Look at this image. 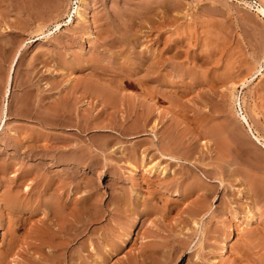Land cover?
<instances>
[{"label": "rangeland", "instance_id": "rangeland-1", "mask_svg": "<svg viewBox=\"0 0 264 264\" xmlns=\"http://www.w3.org/2000/svg\"><path fill=\"white\" fill-rule=\"evenodd\" d=\"M75 1L0 0V114L27 44L0 131V264H264V148L240 120L264 138V0H88L66 25ZM86 80L120 102L73 92Z\"/></svg>", "mask_w": 264, "mask_h": 264}, {"label": "bare ground", "instance_id": "bare-ground-1", "mask_svg": "<svg viewBox=\"0 0 264 264\" xmlns=\"http://www.w3.org/2000/svg\"><path fill=\"white\" fill-rule=\"evenodd\" d=\"M86 1H88V0H76L75 2H74V6H72L71 7V10H69V12H68V14H67V20H65V22H64V24H66V25H71L72 23H73V21L76 19H79L80 20V22H83V23H85V22H87V18H88V8L86 7V5L88 4ZM53 2V1H52ZM55 3V8H59L58 7V1H56V2H54ZM47 6V5H46ZM52 7V6H51ZM53 7H54V5H53ZM260 10H262V9H260ZM262 12V11H261ZM263 14V13H262ZM63 24H61V23H56L55 25H54V28H53V30L51 31V32H48V33H41V34H43V36H42V38L44 39V38H47L48 36H50L51 34H53L54 32H57V31H59V29L61 28V26H62ZM86 35H88L87 37H89V35L91 36V34H89V30L87 29V31H86ZM93 35V34H92ZM93 38V37H92ZM91 38V39H92ZM167 41V40H166ZM177 41H180V42H183L182 41V39L181 40H177ZM173 42V41H172ZM176 42V41H175ZM174 42V43H175ZM26 43V42H25ZM164 43H165V41H164ZM166 44V43H165ZM173 44V43H172ZM27 44H22L21 46H20V48L17 50V52H16V54H15V56H14V58H13V61H12V64H11V67H10V69H9V73H8V76H7V78H6V86H5V89H4V102H3V105H2V110H1V114H0V131H2V129H3V127H4V125H5V122H6V120H7V114H8V98H9V96H10V94H11V82H12V80H13V71H14V66H15V64H16V62H17V60H18V57H19V55L21 54V51H22V49L26 46ZM166 46V45H165ZM177 46V45H176ZM181 46V45H180ZM179 46V47H180ZM162 48V47H161ZM169 48V47H168ZM172 50V49H171ZM159 52V51H158ZM141 53H142V51H141ZM152 53V52H151ZM151 53H149V55L151 54ZM175 53V52H174ZM142 55V54H141ZM178 55H180V54H178ZM176 56V55H175ZM141 57V56H140ZM100 58V57H99ZM174 58H176V57H174ZM84 59L86 60V63H88L87 65H89V62H91V64H93L92 66L93 67H98V66H101V65H99V62L101 61L100 59H102V57L99 59V61H98V59L96 58V57H91V56H89V54L88 55H86L85 57H84ZM145 59V58H144ZM158 59V58H157ZM84 60V61H85ZM162 60V59H161ZM104 61V60H103ZM111 61V60H110ZM113 61V60H112ZM140 61H141V59H140ZM139 61V63L138 64H140L141 62ZM179 61V60H178ZM93 62V63H92ZM105 62V61H104ZM114 62V61H113ZM142 62H143V59H142ZM145 62V61H144ZM101 63V62H100ZM154 63V62H153ZM159 63H161V62H159ZM142 64H144V63H142ZM117 65H118V63H117ZM154 65H155V63H154ZM157 65V64H156ZM114 66H116V61H115V64H114ZM119 66V65H118ZM138 66H140V65H138ZM159 66V65H158ZM110 67H111V64H110ZM117 67V66H116ZM100 68V67H99ZM109 68V67H108ZM112 68V67H111ZM124 69H125V67H123ZM138 68H140V67H138ZM177 68V67H176ZM93 69H95V68H93ZM97 69V68H96ZM95 69V70H96ZM104 69V68H103ZM122 69V67L120 66V67H117V70H118V72L120 71ZM160 69V68H159ZM100 70H102V68H100ZM112 70H114V68H112ZM177 70H179V72H182V69L181 68H177ZM94 71V70H93ZM92 71V72H93ZM98 71V70H97ZM108 71V70H107ZM106 71V72H107ZM121 71H123V70H121ZM99 72V71H98ZM126 72V71H125ZM124 72V73H125ZM90 73V72H89ZM173 73V72H172ZM183 73V72H182ZM196 73V72H195ZM97 74H99L100 75V73H97ZM96 74V75H97ZM105 74V73H104ZM103 74V75H104ZM107 74V73H106ZM112 73L110 72L109 73V76L111 75ZM114 74V73H113ZM120 74H122L123 76H124V74L122 73V72H120ZM119 73H118V75L117 76H119V78H120V76H122V75H120ZM129 74V73H128ZM165 74V73H164ZM181 74V73H180ZM126 75V74H125ZM98 76V75H97ZM112 76V75H111ZM177 76V75H176ZM101 77V76H100ZM114 77H115V75H114ZM134 77V76H133ZM118 78V79H119ZM70 79V78H69ZM110 80H112V79H110ZM122 80V79H121ZM121 80H120V82H121ZM112 81H114V80H112ZM117 81V80H116ZM113 83V82H112ZM122 84V83H121ZM68 85V84H67ZM106 85H108V84H106ZM106 85H104V84H99V82H89V81H87L86 80V82H84V83H78L77 85H75L74 84V86H73V88H72V90H73V92L74 91H78L79 89V91H80V94H82V95H84L85 97H93V98H96L97 100H100V101H102V103L104 102L105 104H109V106L111 105V106H117V104H116V101L118 100V93H117V90H119V86H117V88L115 89V88H113L112 87V89L110 88V87H107ZM112 85V84H111ZM114 85H115V82H114ZM243 86V85H242ZM67 87V86H66ZM71 90V89H70ZM121 90H122V87H121ZM70 94V93H69ZM120 95V94H119ZM77 96H79V95H77ZM235 97V96H234ZM89 99V98H88ZM121 99V98H120ZM119 99V100H120ZM117 101V102H120V101ZM62 104H61V108H60V111L61 112H63V113H65V112H67L68 114L69 113H71L72 112V114H73V112H75L73 109H72V107H71V104L68 102V101H66V99L64 98V101L62 102V100L60 101ZM83 102H86V100L85 101H83ZM238 104V103H237ZM119 105V104H118ZM236 105V104H235ZM60 106V105H59ZM59 106H56V108H55V106H52L51 108H54V109H52V110H54V111H56V112H60L58 109H59ZM121 107V106H120ZM58 108V109H57ZM116 108H118V107H116ZM50 109V108H49ZM51 110V109H50ZM117 110V109H116ZM145 110V109H144ZM152 110V109H151ZM48 111V110H47ZM54 111L51 113V114H53L54 113ZM114 111V110H113ZM118 112V111H117ZM117 112H115V113H117ZM47 113V112H46ZM102 113V112H101ZM107 113V112H106ZM147 113H149V110H146L145 111V115L147 114ZM56 114V113H55ZM71 114V115H72ZM112 114V113H111ZM109 115V114H108ZM142 115H143V112H142ZM73 116H74V114H73ZM115 116V115H114ZM240 120H241V122H242V124H244V125H246L247 127H248V129H249V131L251 132V134H252V137H253V139L257 142V143H259L260 145H261V147L262 148H264V138L263 139H261L259 136H257L253 131H252V128H251V125H250V123L248 122V120H247V117H246V115H241L240 114ZM140 117H142V116H140ZM140 117H139V119H140ZM144 118V120L141 118V120H138V121H134L131 125V127H135V126H137L139 123L140 124H146V116H144L143 117ZM147 125V124H146ZM213 125V124H212ZM208 128V127H207ZM206 128V129H207ZM210 128H212V127H210ZM207 132L210 134V132H211V129H208L207 130ZM154 133V132H153ZM212 133H213V131H212ZM153 136L152 137H154V139H155V141L157 140L158 141V136L157 135H155V134H152ZM212 136V135H211ZM160 139V138H159ZM153 140V139H152ZM160 141V140H159ZM205 142V141H204ZM167 143V142H166ZM221 143V142H220ZM155 144V143H154ZM165 146H167V145H165ZM75 154V153H74ZM73 154V155H74ZM80 154H82V153H80ZM72 155V156H73ZM76 155V154H75ZM78 156H79V154H78ZM70 158V157H69ZM71 158H73V157H71ZM78 158H81V157H78ZM165 158H167V159H174V160H177L176 158H174V156H167V155H165ZM68 159V158H67ZM77 159V158H76ZM73 160V159H72ZM158 166V165H157ZM157 166H156V168H157ZM150 169H151V167H150ZM154 169V168H153ZM159 169V168H158ZM135 169H131L130 170V172L133 174L134 172H136V170L134 171ZM155 170V169H154ZM162 170V169H161ZM165 171V170H164ZM151 172H153V170H151ZM164 173V172H163ZM196 179V178H195ZM201 184H203V183H201ZM201 184L200 183H198V181L196 182H192L191 181V183L189 184H183V189H184V191L185 192H187V193H191V192H193V191H197V190H202V186H204V185H202L201 186ZM260 184V183H259ZM257 187H259V185H256ZM263 186H264V184L262 185V186H260L259 187V189H261V187L263 188ZM204 189V188H203ZM264 189V188H263ZM263 189H261L260 190V192L262 193L263 192ZM204 190H206V188L204 189ZM204 191H202V193H203ZM187 193H186V196H187ZM201 193V192H200ZM199 193V194H200ZM201 193V194H202ZM205 193L208 195V192H206L205 191ZM203 195V197H198V199L196 200V202L194 203V205H193V207H191V208H189L187 211H184L182 214L184 215V216H182L181 215V217H183V219L184 220H187L188 222H193V223H196L197 221H195L194 220V218L195 217H197L200 213H202L205 209H206V206L207 205H209V204H207L206 206H205V199L207 198V197H204V193L202 194ZM201 195V196H202ZM206 195V196H207ZM250 197V196H249ZM12 199H13V197L11 198V200L10 201H12ZM65 200V199H64ZM207 200V199H206ZM57 201V200H56ZM8 202V201H7ZM54 202V201H53ZM11 203V202H10ZM52 204H54V203H52ZM53 206V205H52ZM52 206H50V207H52ZM80 208V207H79ZM210 207L208 206V209H209ZM212 208H213V206H212ZM54 209H56L57 210V207H55ZM59 209V208H58ZM207 209V210H208ZM211 209V208H210ZM226 209V208H225ZM51 210H53V209H51ZM212 210V209H211ZM211 210H210V212H211ZM68 211V210H67ZM59 212V210L57 211V213ZM70 212V211H69ZM72 212V211H71ZM205 213H206V210L204 211ZM67 213V212H66ZM65 213V214H66ZM55 214V213H54ZM59 214V213H58ZM62 214H64V213H62ZM68 214H70V213H68ZM72 214V213H71ZM201 215H203V214H201ZM200 215V218L202 217ZM206 215V214H205ZM252 215V214H251ZM250 215V216H251ZM61 215H59V217H60ZM247 216V215H246ZM62 217V216H61ZM252 218H253V216H251ZM56 218V217H55ZM63 219V218H62ZM247 220V219H246ZM73 221V220H72ZM72 221H71V223H72ZM249 221H251V220H248V223H249ZM180 222H182V220L180 221ZM62 223V222H61ZM60 223V224H61ZM248 225V224H247ZM177 226V225H176ZM261 230V229H260ZM37 231V230H36ZM35 231V232H36ZM182 230H179L178 232H175L174 233V236H175V238H179L180 236L179 235H181L183 232H181ZM53 232V231H52ZM202 232V231H201ZM42 233V232H41ZM47 233V232H46ZM38 234V233H37ZM45 234V233H44ZM202 234V233H201ZM204 234V233H203ZM39 235V234H38ZM46 236V235H45ZM173 236V237H174ZM218 236V235H217ZM182 237V236H181ZM178 241H179V239H178ZM46 243V242H45ZM180 243V242H179ZM57 246V245H56ZM60 246V245H59ZM62 246V245H61ZM222 246H223V250H225V251H227V249H228V247H227V243L224 241V243L222 244ZM239 246V245H238ZM58 247V246H57ZM173 247V246H172ZM177 247V246H176ZM240 248H243V247H240ZM239 248V249H240ZM184 250V249H183ZM169 251V250H168ZM173 251V250H172ZM229 251V250H228ZM243 251H244V248L242 249V253H243ZM163 252V251H162ZM224 252V251H223ZM241 252V251H240ZM240 257H242V256H239V258ZM242 260V259H241ZM245 260V259H244ZM239 262H241V261H239ZM246 262V261H245ZM248 263V262H247ZM251 263V262H250ZM249 264V263H248Z\"/></svg>", "mask_w": 264, "mask_h": 264}]
</instances>
